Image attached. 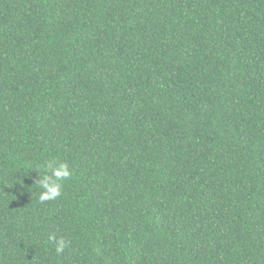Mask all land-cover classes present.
<instances>
[{"label":"trees","instance_id":"16d2710c","mask_svg":"<svg viewBox=\"0 0 264 264\" xmlns=\"http://www.w3.org/2000/svg\"><path fill=\"white\" fill-rule=\"evenodd\" d=\"M0 264H264V0H0Z\"/></svg>","mask_w":264,"mask_h":264}]
</instances>
